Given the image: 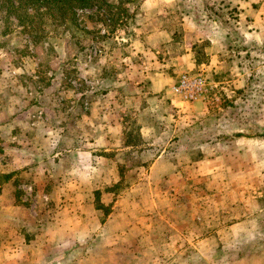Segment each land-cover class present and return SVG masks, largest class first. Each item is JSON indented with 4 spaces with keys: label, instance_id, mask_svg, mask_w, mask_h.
I'll return each mask as SVG.
<instances>
[{
    "label": "rangeland",
    "instance_id": "rangeland-1",
    "mask_svg": "<svg viewBox=\"0 0 264 264\" xmlns=\"http://www.w3.org/2000/svg\"><path fill=\"white\" fill-rule=\"evenodd\" d=\"M131 1L91 58L10 53L26 43L0 12L15 264H264V0ZM184 74L206 80L195 101L172 91Z\"/></svg>",
    "mask_w": 264,
    "mask_h": 264
},
{
    "label": "trees",
    "instance_id": "trees-1",
    "mask_svg": "<svg viewBox=\"0 0 264 264\" xmlns=\"http://www.w3.org/2000/svg\"><path fill=\"white\" fill-rule=\"evenodd\" d=\"M131 2V0H0V12L5 17L7 35H15L17 38L24 36L26 43L20 51L15 45L9 46V52H18L22 56L29 54L38 58L48 52L55 54L61 52L65 55V50L73 46V50L70 51L83 52L90 58L92 55L100 57L104 52L103 44L108 39L116 41L119 33L121 31L124 33L123 29L132 21L133 17L129 13ZM58 41L65 45L59 52L56 50L60 45ZM65 66L58 60L39 63L36 73L40 77L48 72L50 79L53 80L56 72L63 70ZM65 80L67 81L63 86L67 88L71 80Z\"/></svg>",
    "mask_w": 264,
    "mask_h": 264
},
{
    "label": "crops",
    "instance_id": "crops-1",
    "mask_svg": "<svg viewBox=\"0 0 264 264\" xmlns=\"http://www.w3.org/2000/svg\"><path fill=\"white\" fill-rule=\"evenodd\" d=\"M185 61L186 58H188L190 60V58H192L191 55L186 54L184 57ZM192 66L194 67L195 64H192ZM199 102H194L193 105H199ZM6 189H9V182H7L6 184H4ZM5 196V193L0 195V199ZM2 212L0 211V264H15L14 261V256L13 253L14 250L19 249L18 245H15V241L13 240V230H10L9 232V216L5 215L7 213H4V215H2ZM12 218V217H10ZM6 221V222H5ZM8 222V224H7ZM10 235V236H9ZM26 245H21L20 249H26ZM25 259L27 260L26 264H30L28 263V259L25 257ZM24 259V260H25Z\"/></svg>",
    "mask_w": 264,
    "mask_h": 264
},
{
    "label": "built area",
    "instance_id": "built-area-1",
    "mask_svg": "<svg viewBox=\"0 0 264 264\" xmlns=\"http://www.w3.org/2000/svg\"><path fill=\"white\" fill-rule=\"evenodd\" d=\"M206 80L201 76L184 74L180 77L172 91L175 95L187 102L195 101L205 92Z\"/></svg>",
    "mask_w": 264,
    "mask_h": 264
}]
</instances>
